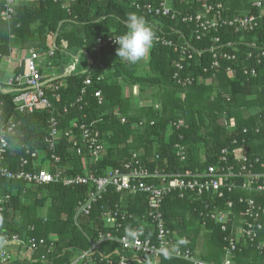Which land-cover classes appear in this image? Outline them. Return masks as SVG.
Instances as JSON below:
<instances>
[{"label": "trees", "instance_id": "obj_1", "mask_svg": "<svg viewBox=\"0 0 264 264\" xmlns=\"http://www.w3.org/2000/svg\"><path fill=\"white\" fill-rule=\"evenodd\" d=\"M139 1L153 4L159 0ZM194 1L174 0L173 7L193 15L200 9ZM214 1L223 4L228 18L255 13L249 0ZM132 2L134 0H22L13 21L4 23L0 20V57L9 56L14 47L39 53H46L52 48L54 56L51 63L59 69L67 65L70 58L83 55L87 59L88 69L71 73L64 79L66 84L57 92L59 101H54L47 91L58 111L60 131L54 150L59 162L52 164L51 170L59 168L62 179L86 174L100 177L113 169H121L132 160L149 171L158 170L169 175L185 170L204 172L208 166L219 162V152L225 147L232 148L234 140L248 157L264 160V136L253 132L255 127L264 125V68L251 61L250 66L257 68V75L244 78L235 66L236 63L240 66L244 54H257L264 50V19L250 33L235 34L230 29H221L197 41L191 25L146 15L135 10ZM129 13L143 16L155 35L163 34L176 43L187 45L195 56L191 66L183 63L186 69L179 71L176 68L178 56L160 46H153L149 54L136 64H130L116 55L119 46L104 48L101 57L97 58L92 51L96 39L125 34ZM59 24L61 28L55 43L48 44ZM215 38L218 42H214ZM211 50L239 56V61L231 65L237 73L233 78H228L225 65L214 76L202 74L211 60ZM98 60L104 69L97 67ZM23 71L22 66L16 73L18 75ZM88 76L93 78V84L87 89L84 104L70 108ZM98 76L103 78L100 82H96ZM187 80H192V83L184 84ZM61 81H53L49 85L57 86ZM133 87L138 89L136 94H133ZM96 91H100V102L93 96ZM17 93V90L3 92L0 89V128L9 120L19 123L16 134L9 136L4 165L13 172L22 169L39 171L42 166L33 167L35 160L26 155V151L39 152L40 156L50 158L52 152L44 142L49 133V115L41 110L33 114L16 112L13 99ZM65 106L68 112L63 114ZM116 111L120 117L114 115ZM231 121L235 126L232 129ZM75 122L84 125L93 123L99 131L105 149L100 158L91 159L78 139L71 140L65 135ZM178 122H183L185 127L176 130L174 123ZM75 133L77 135L76 130ZM177 145L186 150L184 161L177 157ZM77 148L82 149V155L76 154ZM22 159H27L29 165L21 167ZM235 181L237 187L231 192L224 191L221 199L214 198L215 205L222 209L228 200L234 202L243 197L254 200L264 209V194L244 192L240 189L242 180ZM92 190V185H37L0 177V242L14 236L25 244L33 238L47 240L50 236L54 237L53 241L48 240L45 248L34 253L31 260H21L18 250H15L10 264H72L80 255L90 251L99 235L121 237L123 229L116 231L108 228L102 221V212L115 204L125 208L132 216L133 220L128 225L130 229H141L143 232L147 229L145 236L154 241L149 223L142 218L148 209L146 196H129L108 188L102 199L93 205L89 216H77L78 203L86 201ZM188 194L183 199L170 195L164 199L162 212L165 227L176 238L184 239L187 242L185 248L194 252L197 246L195 233L198 231H192L190 223L198 221L201 228L210 232L206 246L210 249L209 256L216 262L219 251L224 255L225 234L214 222H206L205 227L202 225L199 213L201 202L206 200ZM233 212L237 218L233 227L242 226L239 212L236 209ZM260 222L263 230L257 240L264 242V215ZM99 246L94 253L85 256L84 264H96L101 257L117 262L121 256H132L123 252L115 242L104 241ZM138 257L151 262L147 256ZM158 262L186 264L174 257H162ZM234 262L264 264V253L247 247L235 253Z\"/></svg>", "mask_w": 264, "mask_h": 264}, {"label": "built area", "instance_id": "obj_2", "mask_svg": "<svg viewBox=\"0 0 264 264\" xmlns=\"http://www.w3.org/2000/svg\"><path fill=\"white\" fill-rule=\"evenodd\" d=\"M22 0H0L2 9L0 11V20L4 23L13 21L16 15V8ZM195 4L200 6L196 14H186L173 7L174 0H159L157 3L141 4L139 0L132 2V7L137 11H141L146 15L166 18L174 22H179L193 27L195 39L202 40L207 34L218 33L221 29H230L235 34L250 33L259 27L260 21L264 19V0H251V7L255 13L247 15H237L232 18L225 16V9L222 3L214 0H195ZM153 46L170 49L178 56L176 68L179 71L186 69L183 63H188L195 59L192 50L185 44L176 43L167 38L163 34L155 35ZM118 36H102L96 39L93 47V53L97 58H100L101 50L104 48H114L119 45L113 42ZM13 40L14 36L11 35ZM218 42V38L214 39ZM52 43V42H51ZM211 60L202 70V74H213L223 65L226 66L228 78H233L237 73L231 66L239 61V56L235 53H226L211 50ZM54 56V51L50 48L46 53L35 52L30 50L28 57L25 59L24 71L15 75L9 82V89L17 90V94L13 99L16 112L20 114H33L41 110L49 115L48 120V136L45 138V144L52 153L49 157L40 156L39 152L26 151L29 155L33 167L42 166L39 171L20 170L13 172L8 169L4 162L9 149V136H14L19 127V123L14 120H9L0 128V177L7 180L24 181L26 183H34L37 185L62 183L63 186H85L92 185L93 190L88 194L86 201H80L77 206V216H89L94 204H97L107 193L108 188H113L116 193H125L129 196L144 195L146 196L147 211L143 220L150 225L152 237L147 238L145 232L128 227L133 220L132 216L121 206L115 204L113 208L102 212V221L108 228L116 231L123 229L124 235L115 237L110 234L99 235L96 241L90 248V252L94 253L100 248L99 244L104 241L117 243L123 252L130 253V258L121 256L117 262H114L109 257L99 258L96 264H159L160 258H176L183 260L186 264H235V253L241 252L243 249L250 247L260 254L264 253V242H258V237L263 230L261 217L264 215V209L254 200L240 197L232 202L228 200L226 205L220 209L215 205L214 198L221 199L224 197V191L231 192L236 187L235 180H242L241 190L244 192H255L264 194V160L261 158H250L237 145L236 140L233 141L232 148L225 147L219 152V162L215 166H208L204 172H193L185 170L173 175L160 172L158 170L149 171L143 166H139L138 162L129 161L123 165L121 169H113L105 175L96 177L94 174H86L85 176L77 175L74 178L62 179V171L55 167L51 170L52 164L57 165L59 158L54 154L55 147L60 137L59 121L57 119V108L53 104L54 101H59L57 94L59 86L44 87L42 86L43 77L39 68L41 61L51 59ZM200 57V54L197 56ZM241 64L236 68L238 74L244 78H254L257 75V68L251 67V61H255L256 66L264 68V50H260L257 54L248 52L242 56ZM51 65L50 61L47 62ZM228 65H227V64ZM97 67L102 69V65L97 62ZM23 65H20L22 67ZM70 69V68H69ZM68 75L74 73L68 70ZM65 73V72H64ZM102 76L96 78V82L102 80ZM192 80H187L184 84H191ZM93 84V78L88 76L80 89L75 102L69 107L80 106L84 104V97L87 95V89ZM3 92L7 89L0 88ZM47 91L51 94L48 97ZM133 94L137 93V87L132 88ZM99 102L101 101L100 91L93 94ZM68 108H62V113L66 114ZM120 117L119 112L114 113ZM122 122H124L121 119ZM176 130L185 127L183 122L174 123ZM234 122H230V129L234 128ZM77 131V135L75 133ZM254 134L264 136V125L255 127ZM246 129L243 130V133ZM71 140L78 139L81 145L86 148L91 159H98L102 156L105 149L101 142L100 133L94 128L93 123L90 125L72 124V129L65 134ZM242 144L244 141L242 140ZM177 157L180 161H184L185 148L177 145ZM77 155H82L81 148L76 149ZM49 158V159H48ZM29 161L21 160V167H25ZM257 166V169L255 168ZM41 168V167H40ZM170 179V180H168ZM155 181V183L152 182ZM195 196L201 200V209L199 217L202 219V225L207 226L206 222H214L220 228V232L224 233L225 246L223 247V258L220 263H210L200 260L194 255V252L185 248L187 242L182 238H176L170 229L165 227V222L162 212V204L164 199L170 195L185 198V194ZM1 202V201H0ZM239 212V220L243 222L242 226L233 227L237 219L233 210ZM1 210V209H0ZM210 220V221H209ZM230 225V228H229ZM235 228L236 230H234ZM129 230L137 232L135 237L128 235ZM234 234V235H233ZM151 235V234H150ZM48 240L53 241L54 237L50 236L47 240L30 239L27 244L21 241L18 237L5 238L0 242V264H10L12 255L15 250H18V256L21 260H31L34 253L47 246ZM52 244H50V247ZM50 251V250H49ZM88 253L80 255L72 264H84L85 256ZM167 253V255H165ZM147 256L151 258V262L145 261L138 257Z\"/></svg>", "mask_w": 264, "mask_h": 264}, {"label": "crops", "instance_id": "obj_3", "mask_svg": "<svg viewBox=\"0 0 264 264\" xmlns=\"http://www.w3.org/2000/svg\"><path fill=\"white\" fill-rule=\"evenodd\" d=\"M250 1L251 0H249L248 2H250ZM52 40H53V38L50 41L52 42ZM24 52H26V53H24ZM29 52H30V50H22L19 47H14V48H12L11 54L9 56L0 57V79H1L0 80V88H2V89H6L7 88V90L9 89V87H8L9 82L12 80V78L15 75H17L16 72H18V70L21 68L20 65H23V68H24L25 59L28 57ZM25 55H26V57H25ZM100 57H101V55H100ZM49 61L51 63V59L47 60V59L44 58L41 61V63L39 64V68L42 71L41 74H42V77H43V82L42 83L47 82V81L52 80V79H54V81L62 80L61 83H59L57 85V86H59V88L63 87V85L66 84V82L64 80L66 77H62V78L57 79L59 76L63 75L61 73V68L64 69V72L66 74L69 73L68 70H72L73 71V67L75 68V66H77V65L80 68V70H78V68H77V70H78L77 72H79V71L82 72V71H85L86 69L89 68L87 59L85 61V63H86V66H85L81 62L80 56H77L75 58H70L69 60H67V65H65L63 67H60V69L54 67L52 63H51V65H48L47 62H49ZM70 62H73V65ZM101 65L103 67V64H101ZM10 66H12L11 69H9ZM82 67H83V69H82ZM103 69H104V67H103ZM52 82H48L44 87H47V88L50 87V86L53 87L52 85H49ZM10 89L14 90L13 88H10ZM201 237L202 238H199V237L196 238L197 246L195 248L196 250L194 251L195 256H197V258H199L200 260H203V261L208 258V260L207 261L205 260V262L220 263L222 261V258H223L222 252L219 251L218 260L216 262L213 261V259L209 256L210 249L206 246V244L208 242V239H209V235L205 234V235H203ZM210 258H211V260H210Z\"/></svg>", "mask_w": 264, "mask_h": 264}, {"label": "clouds", "instance_id": "obj_4", "mask_svg": "<svg viewBox=\"0 0 264 264\" xmlns=\"http://www.w3.org/2000/svg\"><path fill=\"white\" fill-rule=\"evenodd\" d=\"M126 24L127 32L113 40L119 45L116 55L130 64H136L149 54L156 36L144 17L136 13L128 14ZM128 235L135 237L137 232L129 230Z\"/></svg>", "mask_w": 264, "mask_h": 264}, {"label": "rangeland", "instance_id": "obj_5", "mask_svg": "<svg viewBox=\"0 0 264 264\" xmlns=\"http://www.w3.org/2000/svg\"><path fill=\"white\" fill-rule=\"evenodd\" d=\"M51 43V41L50 40H48V44H50ZM104 49H102L101 50V54H102V51H103ZM24 53H26V52H24ZM25 57H26V55H25ZM80 59H81V62L86 66V63H85V61H86V57L85 56H83V55H80ZM70 63H72V65H73V62H70ZM11 67L12 66H10L9 67V69H11ZM77 68H78V70H80V68L78 67V65L77 66H75V68L73 67V71L74 72H77L78 70H77ZM82 69H83V67H82ZM7 89V88H6ZM190 229L192 230V231H198L197 233H195V236H197V237H199V238H202L201 236H203V235H209L210 234V232L209 231H207V230H204L203 228H201L200 227V225L198 224V221H196V220H194L192 223H190ZM204 238V237H203Z\"/></svg>", "mask_w": 264, "mask_h": 264}, {"label": "water", "instance_id": "obj_6", "mask_svg": "<svg viewBox=\"0 0 264 264\" xmlns=\"http://www.w3.org/2000/svg\"><path fill=\"white\" fill-rule=\"evenodd\" d=\"M60 28H61V24H59V27H58V29H57V32H56V34H55V36H54V38H53V40H52V43H53V44H54L55 41H56L57 34H58ZM248 46H251V45H248ZM61 73H62L63 75H62V76H59L57 79L62 78V77H67V75H68V74L64 73V69H63V68H61ZM55 79H56V78H55ZM52 81H54V79L42 83V86H45L48 82H52Z\"/></svg>", "mask_w": 264, "mask_h": 264}]
</instances>
